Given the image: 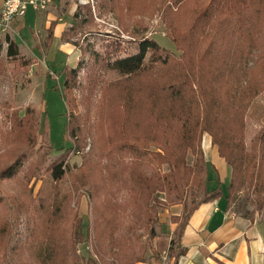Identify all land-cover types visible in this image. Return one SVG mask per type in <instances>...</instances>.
<instances>
[{
  "label": "rangeland",
  "instance_id": "1",
  "mask_svg": "<svg viewBox=\"0 0 264 264\" xmlns=\"http://www.w3.org/2000/svg\"><path fill=\"white\" fill-rule=\"evenodd\" d=\"M88 5L94 22L82 23L69 37L83 49L81 58L71 43L46 49L49 18L68 29L78 10L87 15ZM16 19L26 21L29 31L11 26L0 35L13 39L20 53L8 57L3 43L0 264H176L184 204L163 192L146 197L134 177L139 166L128 164L132 157L112 156L122 136L148 129L161 96H146L149 82L128 83L117 71L100 68L85 51V38L94 49L116 40L122 48L118 55L125 56L136 50L138 37H150L180 58L172 39L183 37L193 84L197 79L206 84L208 72L229 55L245 58L244 69L255 80L264 74L257 66L264 62V0H49L44 9L29 8ZM82 61L77 78L64 86L63 67ZM262 127L264 92L244 105L242 119L230 130L249 148ZM207 140L205 133V161ZM151 160L142 167L144 174L156 168L158 161ZM13 163L15 174L3 176ZM54 163L64 165L59 180L52 176ZM161 170L168 172V164ZM227 185L221 184L222 190ZM232 207L252 213L243 191Z\"/></svg>",
  "mask_w": 264,
  "mask_h": 264
},
{
  "label": "trees",
  "instance_id": "2",
  "mask_svg": "<svg viewBox=\"0 0 264 264\" xmlns=\"http://www.w3.org/2000/svg\"><path fill=\"white\" fill-rule=\"evenodd\" d=\"M82 7L79 5L80 9ZM85 9L87 15L82 16L79 10L73 15L75 24L62 33L63 42L71 43L70 35H75L82 23L94 22L90 6H85ZM55 23L50 21L47 29L46 40L49 42L52 40ZM184 39H172L182 53L180 58L167 53L150 37H138L136 50L125 56L118 55L122 48L116 40L94 49L85 38L88 47L84 48L100 68L117 71L126 76L125 81L128 83L149 82L151 86L146 89V96H161V103L156 104L158 108L148 129L122 136L113 145L112 156L113 159H119L121 155L132 157V162L128 164L139 166L134 177L146 190V197L151 198L155 192H163L184 204L185 219L179 228V237L189 216L201 203L222 197L233 203L241 191L252 206V214H264V127L255 134L249 148L241 136L230 130L242 119L244 105L264 92V74H258L252 80L244 69L245 58L239 56L235 59L229 55L208 72L210 74L206 84L200 79L193 84L192 64L184 56ZM4 42L7 44L6 55L10 58L18 57V44L6 35L4 39L0 38V60ZM71 44L76 46L74 42ZM78 48L81 58L83 49L80 46ZM82 63L77 67H63L64 86H69L71 80L77 78ZM257 66L264 68V62L260 61ZM66 96L69 105L70 98L67 93ZM69 124L70 121L67 122ZM205 133L211 137V143L217 147L219 156L230 168L225 193L219 180L216 187L209 188L212 180L207 175V162L201 149ZM149 145L154 146L155 150H150ZM188 156L192 158L191 162ZM151 159L157 160L158 164L151 174H144L141 169L152 162ZM162 163L168 164V172L161 170ZM16 164L6 167L2 175H14L18 166ZM64 174V165L54 163L53 179L59 180ZM187 199L190 200L189 205ZM78 230L76 235L79 234ZM184 252V249H180L177 257ZM46 260L50 263L52 258L49 256Z\"/></svg>",
  "mask_w": 264,
  "mask_h": 264
},
{
  "label": "crops",
  "instance_id": "3",
  "mask_svg": "<svg viewBox=\"0 0 264 264\" xmlns=\"http://www.w3.org/2000/svg\"><path fill=\"white\" fill-rule=\"evenodd\" d=\"M3 2L0 0V6ZM50 21L56 23L52 40L43 42L45 48L68 45L61 39L67 28L49 18L46 29ZM12 28L17 32L29 31L24 20L15 19ZM71 47L73 53L80 56V50ZM204 152L207 175L212 180L209 188L216 187L218 180L221 184L229 182L230 168L211 140L204 142ZM179 246L185 252L177 257L176 264H264V218L258 219L257 214L250 211L234 210L224 197L201 203L189 216L179 237Z\"/></svg>",
  "mask_w": 264,
  "mask_h": 264
},
{
  "label": "built area",
  "instance_id": "4",
  "mask_svg": "<svg viewBox=\"0 0 264 264\" xmlns=\"http://www.w3.org/2000/svg\"><path fill=\"white\" fill-rule=\"evenodd\" d=\"M49 0H4L0 6V35L11 29L13 21L25 15L27 9H44Z\"/></svg>",
  "mask_w": 264,
  "mask_h": 264
}]
</instances>
